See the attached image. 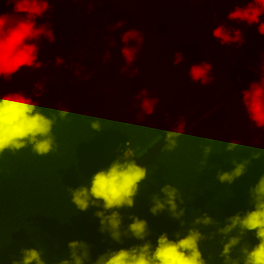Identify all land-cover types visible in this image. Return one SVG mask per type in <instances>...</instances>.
<instances>
[{
  "label": "trees",
  "instance_id": "1",
  "mask_svg": "<svg viewBox=\"0 0 264 264\" xmlns=\"http://www.w3.org/2000/svg\"><path fill=\"white\" fill-rule=\"evenodd\" d=\"M47 2L48 10L36 23L46 25L54 40L42 36L36 41L39 67L22 68L10 80L0 77V97L23 93L40 107L64 109L69 115L57 117V148L49 155L37 156L30 147L0 155V264L21 259L23 248H42L47 264L68 258L69 241L87 244V227L98 209H77L70 190L89 185L95 172L116 160L119 143H129L141 155L227 88L259 82L264 75V36L258 25L227 19L248 0ZM13 7L12 0H0V14L12 15ZM260 19L264 21V15ZM118 21H123L119 27ZM219 23L243 32V45H221L214 39L211 33ZM177 52L183 62H177ZM200 62L212 65L207 85L193 83L188 75L189 67ZM145 97L156 101L151 113L141 106ZM97 121L98 127H93ZM175 141L174 148L166 146L145 166L147 177L134 206L118 210L121 240H113L107 229L101 231L100 222L97 255L144 243L131 233L124 235L131 217H139L147 221L146 239L153 246L161 233L175 239L176 233L199 230L206 264H224V243L229 236H240L231 257L242 264L241 249L259 242L255 232L241 235L237 228L225 236L220 229L229 217L254 207L249 189L264 175V129L249 121L242 95H236ZM229 142L238 147L228 150ZM241 160L248 161L243 175L232 183L218 180L219 174L234 169L233 161ZM166 184L180 193L177 215L168 205L157 214L151 211L153 197H163L160 190ZM204 215L213 222L196 224ZM85 264L94 260L90 257Z\"/></svg>",
  "mask_w": 264,
  "mask_h": 264
},
{
  "label": "clouds",
  "instance_id": "2",
  "mask_svg": "<svg viewBox=\"0 0 264 264\" xmlns=\"http://www.w3.org/2000/svg\"><path fill=\"white\" fill-rule=\"evenodd\" d=\"M13 14H0V77L10 80L22 68L39 67V47L36 41L42 36L54 40L52 32L46 25L36 23V19L43 17L48 10L47 0H12ZM26 14V15H22ZM264 0H248L244 7L237 6L227 14L229 21L247 24L251 27L258 25V32L264 36ZM123 21H118L116 26H121ZM212 37L221 45L244 43V34L239 29L229 30L223 23L217 24L212 30ZM125 57L126 50L121 49ZM184 57L177 52V62H183ZM212 65L206 62L192 64L188 75L193 83L207 85L211 81ZM145 90L141 92L143 95ZM243 105L247 117L259 129H264V75L259 82H251L248 89L242 91ZM155 100L145 97L142 108L151 113ZM69 115L64 109L40 107L30 97L23 93H11L0 97V155L5 152L18 153L29 148L37 156H47L57 148L54 126L57 117L63 119ZM99 121L93 124L98 127ZM166 133V142L169 149L176 146L173 138L176 134ZM228 150L238 147L234 142L227 144ZM260 153H257L258 157ZM232 171L218 175L220 182L232 183L246 171L248 161H233ZM148 169L137 163L130 156L117 158L106 169L95 172L89 185L71 189V202L80 211H86L90 206L101 207L104 211L97 212L101 217V231L109 230L113 240H121L120 226L122 218L119 209L133 207L135 197L139 192L141 183L146 179ZM163 197H153V214L170 206L174 215L176 199L180 196L177 188L166 184L161 190ZM249 196L253 209L243 215L237 213L228 218L220 231L228 236L234 229H239L241 235L255 232L259 241L251 247L241 249L242 264H264V175L258 182L250 187ZM109 212L110 215H105ZM182 214V211H181ZM132 223L128 225L124 235L131 233L137 240L144 241L129 248L109 249L99 255L94 264H206L200 250V241L203 234L193 228L181 236L176 233L175 239H170L168 234L161 233L155 246L150 240L147 221L139 217H131ZM205 225L212 223L210 217L204 215L197 217L196 224ZM240 236H229L224 243L221 256L224 264H240V261L231 257L233 247L240 243ZM69 257L60 260L59 264H85L90 260L88 245L82 240H71L68 243ZM45 251L40 247L21 249V259L13 260L12 264H47L44 259Z\"/></svg>",
  "mask_w": 264,
  "mask_h": 264
},
{
  "label": "water",
  "instance_id": "3",
  "mask_svg": "<svg viewBox=\"0 0 264 264\" xmlns=\"http://www.w3.org/2000/svg\"><path fill=\"white\" fill-rule=\"evenodd\" d=\"M250 84L251 83H238L234 86L227 88L225 92L206 102L203 106L196 109L194 113L185 117L179 124L172 127L167 132L175 133L176 135L173 137L174 139L180 138L193 123H195L198 119L202 118L207 112L214 109L216 106L223 103L224 101L229 100L233 96L242 95V91L248 89ZM166 146L167 142L165 133L162 138H160L153 145H151L143 154L137 155L133 157V159H136L139 165L145 167L156 157H158ZM102 211H104L102 206L98 207L97 211L94 214L93 220L87 227L86 242L88 245L90 257L94 261L98 258L97 251L95 249V243L97 230L101 222V217L97 216L96 213Z\"/></svg>",
  "mask_w": 264,
  "mask_h": 264
},
{
  "label": "built area",
  "instance_id": "4",
  "mask_svg": "<svg viewBox=\"0 0 264 264\" xmlns=\"http://www.w3.org/2000/svg\"><path fill=\"white\" fill-rule=\"evenodd\" d=\"M114 153H115V156L117 158H122V157H125V156H130V157H135L137 156L136 155V150L133 149L129 143L127 142H121L119 143L115 150H114Z\"/></svg>",
  "mask_w": 264,
  "mask_h": 264
}]
</instances>
